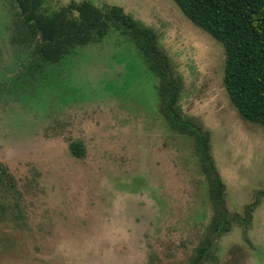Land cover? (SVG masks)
<instances>
[{
  "label": "rangeland",
  "instance_id": "obj_1",
  "mask_svg": "<svg viewBox=\"0 0 264 264\" xmlns=\"http://www.w3.org/2000/svg\"><path fill=\"white\" fill-rule=\"evenodd\" d=\"M82 2L155 33L181 115L208 134L230 230L198 258L211 181L194 139L161 114L158 78L129 36L112 28L46 64L0 0V170L17 191L0 186V264H264V128L230 102L222 46L173 0H43L41 13Z\"/></svg>",
  "mask_w": 264,
  "mask_h": 264
},
{
  "label": "trees",
  "instance_id": "obj_2",
  "mask_svg": "<svg viewBox=\"0 0 264 264\" xmlns=\"http://www.w3.org/2000/svg\"><path fill=\"white\" fill-rule=\"evenodd\" d=\"M10 1L19 11L18 26L26 37L35 41V56L46 64L58 63L76 48L104 37L112 28L121 29L129 36L158 78L161 114L172 130L194 139L197 154L210 178L208 198L214 217L207 230L209 237L196 250L198 258L208 257L213 246L211 237L230 230L223 186L209 159L208 134L181 115L178 105L181 85L159 49L155 33L116 6L102 10L87 2L72 3L48 16L41 13L43 0ZM173 1L187 20L222 46L223 85L230 102L241 118L264 128V0ZM70 150L76 157L81 155L79 144H72ZM0 186L14 196L17 194L13 178L3 168ZM250 208L245 210L247 218L251 217ZM21 216L18 210L15 218Z\"/></svg>",
  "mask_w": 264,
  "mask_h": 264
},
{
  "label": "water",
  "instance_id": "obj_3",
  "mask_svg": "<svg viewBox=\"0 0 264 264\" xmlns=\"http://www.w3.org/2000/svg\"><path fill=\"white\" fill-rule=\"evenodd\" d=\"M216 178V177H215Z\"/></svg>",
  "mask_w": 264,
  "mask_h": 264
}]
</instances>
